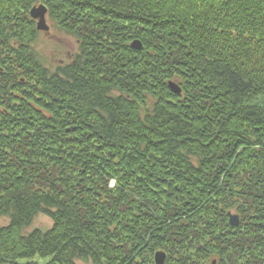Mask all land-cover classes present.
<instances>
[{
  "label": "trees",
  "instance_id": "trees-1",
  "mask_svg": "<svg viewBox=\"0 0 264 264\" xmlns=\"http://www.w3.org/2000/svg\"><path fill=\"white\" fill-rule=\"evenodd\" d=\"M40 5L79 47L54 70ZM159 250L264 264V0H0V264Z\"/></svg>",
  "mask_w": 264,
  "mask_h": 264
},
{
  "label": "rangeland",
  "instance_id": "rangeland-1",
  "mask_svg": "<svg viewBox=\"0 0 264 264\" xmlns=\"http://www.w3.org/2000/svg\"><path fill=\"white\" fill-rule=\"evenodd\" d=\"M46 22L50 26V30L48 32L39 30L38 39L33 46L41 53L47 65L54 70L57 66L71 61L74 54L79 51V47L76 39L60 29L51 16L47 15ZM52 225L53 221L50 217L45 214H38L28 230L35 228L47 230Z\"/></svg>",
  "mask_w": 264,
  "mask_h": 264
},
{
  "label": "water",
  "instance_id": "water-1",
  "mask_svg": "<svg viewBox=\"0 0 264 264\" xmlns=\"http://www.w3.org/2000/svg\"><path fill=\"white\" fill-rule=\"evenodd\" d=\"M46 13H47V8L44 5L35 6L30 11L31 17L35 20H38L37 29L48 32L50 30V26L46 22ZM132 47L140 50L142 48V43L136 40L132 43ZM168 85L174 93L181 94L182 88L177 82L169 81ZM228 215H229L230 224L232 226H238L240 224V216L237 213H233L232 211H230ZM166 259H167L166 252L159 250L155 253L156 264H165Z\"/></svg>",
  "mask_w": 264,
  "mask_h": 264
},
{
  "label": "flooded vegetation",
  "instance_id": "flooded-vegetation-1",
  "mask_svg": "<svg viewBox=\"0 0 264 264\" xmlns=\"http://www.w3.org/2000/svg\"><path fill=\"white\" fill-rule=\"evenodd\" d=\"M47 8V7H46ZM47 15H49L50 16V12H49V9L47 8V13H46V18H47ZM35 20V19H34ZM36 21V24H37V22H38V20H35Z\"/></svg>",
  "mask_w": 264,
  "mask_h": 264
}]
</instances>
